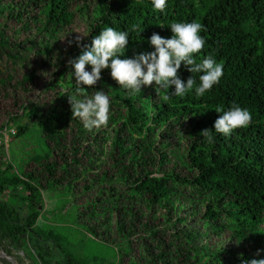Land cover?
Listing matches in <instances>:
<instances>
[{"label": "trees", "instance_id": "1", "mask_svg": "<svg viewBox=\"0 0 264 264\" xmlns=\"http://www.w3.org/2000/svg\"><path fill=\"white\" fill-rule=\"evenodd\" d=\"M192 21L206 41L197 63L223 66L204 96L195 86L167 102L154 86L133 95L104 69L87 95L110 97L108 126L89 132L71 117L76 31L88 44L107 27L128 31L123 59L154 51V32L170 38L168 25ZM201 74L179 70L197 86ZM233 104L251 124L216 133L214 109ZM9 141L28 146L16 161ZM69 227L87 234L86 251L62 236ZM0 251L16 264L264 259V0H167L163 13L151 0H0Z\"/></svg>", "mask_w": 264, "mask_h": 264}, {"label": "clouds", "instance_id": "2", "mask_svg": "<svg viewBox=\"0 0 264 264\" xmlns=\"http://www.w3.org/2000/svg\"><path fill=\"white\" fill-rule=\"evenodd\" d=\"M153 9L163 13L167 7V0H151ZM163 27L164 25H159ZM172 36L165 38L158 33H153L149 43L154 51L142 52L133 58H120L124 56L129 43L128 31H117L112 27L103 29L91 39L90 44L82 43L88 33L77 35L74 40L80 48V54L68 60L74 69L75 82L78 85L76 94L65 96L71 106V117L82 121L84 128L91 132L107 127L110 119V97L104 91H95L89 97L88 88H94L102 79V71L110 69V75L119 86L129 91L130 94H139L143 87L154 86L158 93L164 91L162 100L167 102L172 96L183 98L195 86V95L202 97L213 86L219 83L223 75V66L211 56L205 57L197 63L194 58L205 47V38L200 35L204 26L196 21L173 22L170 25ZM132 31L138 34L142 31L133 25ZM69 44L72 41H68ZM190 73H202L199 76V85L190 75L187 80H182L179 75L181 65ZM86 66H90V71ZM174 86L173 91H169ZM83 99H78L77 96ZM220 115L214 121L213 129L216 133L229 136L234 130L246 128L251 124V113L239 105L233 104L225 110L222 106L214 109ZM209 144L214 143L210 129L205 128L200 132ZM261 250H257L259 254ZM242 264H264V259L244 260Z\"/></svg>", "mask_w": 264, "mask_h": 264}, {"label": "rangeland", "instance_id": "3", "mask_svg": "<svg viewBox=\"0 0 264 264\" xmlns=\"http://www.w3.org/2000/svg\"><path fill=\"white\" fill-rule=\"evenodd\" d=\"M14 130H15V128L14 127H12V130H10L11 131V133H13L14 132ZM25 138V137H24ZM24 138H22V139H20V140H23ZM6 140L8 141V140H10V137H8L6 134H5V138H4V141L6 142ZM24 141V140H23ZM16 143V142H15ZM14 142H12V141H9V145H8V156L12 159V160H14V161H16V157L19 155V154H21V155H23V154H25V152H27L26 151V148L28 147V146H24V142L21 144V143H16L15 144ZM6 146V145H5ZM52 206V204H50L49 203V208ZM61 231V234H62V236L67 240V241H69V242H73V243H75V244H77L78 246H79V244H80V246H82V245H88V242H89V238H88V236H85L84 234H86L84 231H77L76 233H75V231H74V229L72 228V227H69V228H67L66 230L65 229H61L60 230ZM83 232V233H82ZM87 235V234H86ZM83 247V246H82ZM83 249H85L84 247H83ZM99 250H102V251H104V252H106L108 249H106V248H102V249H99ZM85 251H86V249H85ZM1 252V251H0ZM0 259H1V257H0ZM0 264H1V262H0Z\"/></svg>", "mask_w": 264, "mask_h": 264}, {"label": "water", "instance_id": "4", "mask_svg": "<svg viewBox=\"0 0 264 264\" xmlns=\"http://www.w3.org/2000/svg\"><path fill=\"white\" fill-rule=\"evenodd\" d=\"M0 257L10 261L13 264H16L15 261L12 259V257L6 255L4 252H0Z\"/></svg>", "mask_w": 264, "mask_h": 264}]
</instances>
